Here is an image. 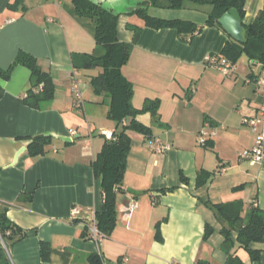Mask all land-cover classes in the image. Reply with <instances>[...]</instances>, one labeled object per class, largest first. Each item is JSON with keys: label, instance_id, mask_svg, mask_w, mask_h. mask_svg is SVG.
Listing matches in <instances>:
<instances>
[{"label": "crops", "instance_id": "0c3cea01", "mask_svg": "<svg viewBox=\"0 0 264 264\" xmlns=\"http://www.w3.org/2000/svg\"><path fill=\"white\" fill-rule=\"evenodd\" d=\"M102 5L120 13L121 41L131 42L132 28L143 27L123 72L134 85L136 107L160 99L162 124H154L149 113L138 117L152 127V137L131 132L117 226L98 245L90 225L102 210L103 193L92 163L106 141L104 133H113L116 125L91 86L99 70H79L75 88L71 58L92 53L96 41L71 15L72 0H0V67L8 68L22 50L39 60L56 85L54 100L40 110L25 101L28 67L18 65L10 80L0 81L5 90L0 99V200L12 204L9 218L27 232L8 250L9 257L13 264H87L91 253L104 264H226L222 225L208 203L241 200L245 207L256 202L264 209V163L240 156L255 143L256 131L245 119L263 104L255 83L263 68L242 55L235 74L225 77L206 63L229 39L223 29L207 25L208 8L148 9L153 17L203 26L187 42L175 28L146 27L132 16L136 0ZM263 8L264 0H247L243 22L253 23ZM78 93L84 98L81 107L75 104ZM201 130L215 133L206 145L198 142ZM49 133L73 141L52 137L44 155H30L27 137ZM152 138L169 149L156 153L149 146ZM206 173L211 174L208 181L198 184ZM32 192L29 202L26 196ZM76 206L82 210L73 216ZM207 226L213 232L204 240ZM41 241L54 250L48 263L42 261ZM252 247L261 251L260 258L254 261L241 251L245 264H264V242Z\"/></svg>", "mask_w": 264, "mask_h": 264}, {"label": "trees", "instance_id": "16d2710c", "mask_svg": "<svg viewBox=\"0 0 264 264\" xmlns=\"http://www.w3.org/2000/svg\"><path fill=\"white\" fill-rule=\"evenodd\" d=\"M246 1L136 0V7L129 13L136 14L141 18L146 27L175 28L180 34V38L189 42L201 32L203 26L187 20L153 17L149 14L148 9L150 7L163 9L208 8L207 25L224 30L219 23L220 17L231 9H236L244 19ZM69 10L76 21L96 41V47L92 53L72 54L74 69L78 71L99 70V73L91 78V86L95 94L103 97L108 106V118L116 125L113 138L106 139L92 163L94 177L101 180L103 193L102 210L95 212L96 226L108 238L117 226V203L119 195L124 192L127 159L132 146L131 132L152 137V127L142 123L138 117L149 113L152 122L161 125V101L158 98L152 99L146 101L142 107H136L133 103L134 85L123 72V67L129 62L131 52L137 44L143 27H133V40L125 42L118 37L119 12L92 0H72ZM243 29L244 40L242 42L237 41L226 32L229 39L219 55L235 64L242 55H246L251 62L258 63L264 68V8L258 13L253 23L245 24L243 22ZM18 65L26 66L31 71L28 96H25L28 106L40 110L47 108L55 98L56 85L51 74L43 70L35 56L22 50L19 51L8 68L0 67V81L10 80ZM41 86L43 89L38 90ZM4 94L5 90L0 84V99ZM27 138L30 140L28 152L32 156L44 155L52 140V137L47 135ZM206 175V178L200 179L198 184L208 181L211 174L206 173ZM239 188L241 186L236 189ZM33 197V192L26 196L29 202L33 200ZM20 202L18 199L17 203ZM208 205L215 211L222 225L223 247L227 253L226 264H245L241 251L248 253L252 260H258L261 251L253 248L252 244L264 242V209L254 204L245 207L241 200L218 204L208 203ZM11 206V203L0 200V264H13L8 250L27 235L26 230L9 218L8 211ZM212 232L213 229L207 226L204 240H207ZM234 232L237 234L235 240ZM158 239L162 240L159 230ZM40 245L43 263L52 261L54 250L51 243L41 241ZM86 260L87 264H104L98 253L88 254Z\"/></svg>", "mask_w": 264, "mask_h": 264}, {"label": "built area", "instance_id": "2783aa9c", "mask_svg": "<svg viewBox=\"0 0 264 264\" xmlns=\"http://www.w3.org/2000/svg\"><path fill=\"white\" fill-rule=\"evenodd\" d=\"M206 63L211 66L216 67L223 76L231 77L236 72V64L230 61L229 59L222 57L220 55H208L206 57ZM78 70H73V82L75 88H77L78 84ZM255 83L258 92L261 94L263 98V104L258 108L255 116L245 119V121L250 125V127L256 131L255 135V143L250 150H245L241 152V158L250 159L252 163L255 164H263L264 163V68L258 72L255 78ZM43 86H41L38 90H42ZM28 96V93L26 94ZM76 106L81 107L84 105V98L81 93H78L76 96ZM75 134V131L72 132ZM215 135V133H210L206 130H201L198 134V142L201 145H206L209 141L210 136ZM104 136L106 139H112V132H105ZM92 138L90 139V142ZM150 148L156 153H164L169 149V145L164 144L159 138H152L149 141ZM254 205H257L255 202ZM134 206V205H133ZM81 208L79 206L74 207L73 216H77L81 213ZM92 225L90 227V237L98 244H102V242L107 238L104 233H102L96 226L95 214L92 218ZM176 264V263H171Z\"/></svg>", "mask_w": 264, "mask_h": 264}, {"label": "water", "instance_id": "95a60500", "mask_svg": "<svg viewBox=\"0 0 264 264\" xmlns=\"http://www.w3.org/2000/svg\"><path fill=\"white\" fill-rule=\"evenodd\" d=\"M92 1L99 3V4H103L105 2V0H92ZM219 23L222 25L224 30L230 36H232L234 39H236L239 42H242L244 40L243 19L236 9H231L230 11H228L224 15H222L219 19ZM47 136L57 138V139L62 140L64 142H72L73 141V139L71 137L57 135L54 133H49V134H47ZM22 152L23 151L19 152L16 155L15 162L18 161V158Z\"/></svg>", "mask_w": 264, "mask_h": 264}, {"label": "rangeland", "instance_id": "374dc122", "mask_svg": "<svg viewBox=\"0 0 264 264\" xmlns=\"http://www.w3.org/2000/svg\"><path fill=\"white\" fill-rule=\"evenodd\" d=\"M132 16H137L136 14H131Z\"/></svg>", "mask_w": 264, "mask_h": 264}]
</instances>
